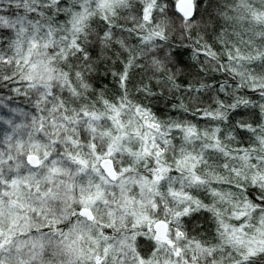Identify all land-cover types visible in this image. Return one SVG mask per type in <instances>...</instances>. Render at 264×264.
I'll return each mask as SVG.
<instances>
[{"label": "clouds", "instance_id": "clouds-1", "mask_svg": "<svg viewBox=\"0 0 264 264\" xmlns=\"http://www.w3.org/2000/svg\"><path fill=\"white\" fill-rule=\"evenodd\" d=\"M0 264H264V0H0Z\"/></svg>", "mask_w": 264, "mask_h": 264}]
</instances>
